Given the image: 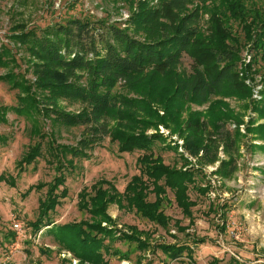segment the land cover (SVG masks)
Listing matches in <instances>:
<instances>
[{"label":"trees","instance_id":"obj_1","mask_svg":"<svg viewBox=\"0 0 264 264\" xmlns=\"http://www.w3.org/2000/svg\"><path fill=\"white\" fill-rule=\"evenodd\" d=\"M126 1L137 2V10L129 20L143 37L130 34L129 29L117 23L97 21L93 26L88 20L75 18L66 25L45 28L42 36H37L35 30L23 31L24 26L20 25V31L13 32L9 38L29 52L25 62L29 63L34 80L29 83L23 74L13 71L0 75V80L9 81L10 87L18 91V103L13 106L17 113L47 116L57 125L66 127L84 126L77 144H62L53 138L46 144L43 140L37 141L28 146L19 160L21 170L40 157H45L55 169L50 181L37 182L24 193L45 188L38 199L37 218L30 225L34 233L43 229L58 245L59 252H70L80 264H105L103 254L119 253L111 251V242L116 239L135 242L140 250L150 245L149 233L135 226H129L130 231H120L119 235H115L113 228L106 227L115 225V219L107 213L111 203L119 207L126 205L142 218L167 228L171 218L162 206L168 189L182 214L193 222L192 207L196 202L190 198L188 190L196 187L206 194L212 188L209 182L204 186L196 185L195 175L199 172L203 175V166L218 161L213 175L227 179L237 170L241 145L235 144L233 135L238 133L232 134L221 127L231 113L227 103L216 98L251 97L249 83L256 74L260 75L264 96V6H249L245 0ZM203 13L207 14L205 20ZM233 22L237 23L242 36L232 28ZM246 47L253 51L249 62L241 61V51ZM184 54L192 61L190 71L181 69ZM259 61L261 65L256 68ZM9 64L18 65L10 49L1 44L0 66ZM120 81L125 92H119ZM130 92L138 97L129 96ZM60 100L77 101L81 109L77 113L65 112ZM188 101L200 104L211 101L222 110L204 118L199 111H189L187 118L181 121ZM260 101L264 103V98ZM160 110L163 115H159ZM254 110L264 116V108ZM141 114L144 119H137ZM109 120L116 121V126L112 127ZM139 123H144V128L162 123L176 130L186 140L182 145L184 150L197 159L198 169L182 170L176 164H165L153 151L158 135L149 138L145 133L133 132ZM247 129L262 140V144L247 145L264 152V122ZM105 137L116 142L119 153L142 152L136 160L139 173L131 176L122 192L104 177L90 187L83 186L77 193V206L89 217L77 222L55 223L49 218V212L67 196L65 172L74 167L73 159L88 158V150L100 145ZM3 138L0 136V141ZM165 147L176 151L174 146ZM220 150L226 156L223 159L218 154ZM181 160L183 166L190 165L186 157ZM1 180L15 184L9 174L7 177L0 174ZM151 194L153 200L149 199ZM213 211L215 205L210 203L208 212ZM174 225L176 229H186L179 225V220H175ZM219 230H225L224 220ZM10 235L14 236L13 232ZM153 247L171 260L185 255L189 264H194L193 249L188 244L158 243ZM231 259L230 264H243L237 258ZM62 261L69 259L64 256ZM216 261L213 259L208 264H216Z\"/></svg>","mask_w":264,"mask_h":264},{"label":"rangeland","instance_id":"obj_2","mask_svg":"<svg viewBox=\"0 0 264 264\" xmlns=\"http://www.w3.org/2000/svg\"><path fill=\"white\" fill-rule=\"evenodd\" d=\"M245 1L249 6H264V0ZM136 10L137 2L131 3L126 0H0V45L3 44L10 49L18 64L0 66V75L13 71L23 74L29 83L34 80V75L28 68L29 63L25 62L29 52L15 45L9 38L13 32L20 31L18 28L20 25L24 26L23 31L35 30L37 36H42L45 28L66 25L70 19L75 18L88 20L93 26L97 25V21L105 24L117 23L129 29L130 34L143 37L144 34L137 33L130 24L129 17ZM203 18L204 20L207 18L206 13H203ZM232 25L236 34L242 36L237 23L233 22ZM240 55L241 61L249 62L253 51L246 47L242 49ZM191 64V59L184 54L181 58V69L190 71ZM260 65L259 61L255 66L258 68ZM120 83L121 81L118 83L119 92H125V88H122L123 83L122 85ZM10 84L9 81L0 80V136L4 137L0 141V174H5L6 177L9 174L15 179L13 186L8 180L7 183L4 180L0 181V264H80L70 252L66 250L59 252L58 245L51 236L44 234L43 229L34 233L30 225L37 218L38 199L44 194L45 188L32 189L27 195L24 193L29 186L37 182L50 181L56 173L55 169L46 162L45 157L23 166L22 170L19 160L28 146L37 141L43 140L46 144L47 140L53 138L58 143L77 144L84 126L66 127L57 125L47 116L17 113L13 106L18 103V91L10 87ZM249 84L251 97L216 98L226 102L227 110L231 113L221 127L232 134L237 131L238 134L233 137L235 144L241 145L234 174L227 179L214 176L213 172L219 161L203 166V175L197 171L196 185L210 182L212 188L206 194L200 193L196 187H190L188 190L190 198L196 202L192 207L193 222L182 214L168 189L167 200L162 206L164 212L171 218L167 228L142 218L126 205L119 207L116 203L109 204L107 213L115 219V225L106 226V223H103V226L113 228L115 235L128 230L131 225L135 226L138 230L149 233L150 245L145 250H140L135 242L116 239L111 242V251L118 250L119 253L103 254L105 264H189L190 261L185 255L171 260L153 247L158 243L172 242L190 245L193 249L194 264H208L213 259H217L216 264H230L233 257L243 264H264V152L247 145L262 144V140L247 129L264 122V116L259 115L258 110H254L264 108V103L260 101L264 98L261 94L263 85L260 75L256 74ZM33 88L32 91L35 92ZM129 96L138 97L132 92ZM59 104L65 112L77 113L81 109V104L77 101L60 100ZM212 104L211 101L202 104L186 102L181 121L187 118L189 111H199L204 118V115L215 114L218 109L222 110L221 107L217 108ZM163 114L160 110L159 115ZM136 118L144 119V115H138ZM237 120L241 121L237 123ZM109 123L112 127L117 124L114 120H109ZM143 124H137L133 132L145 133L149 138L158 135L153 151L163 158L165 164H176L177 168L182 170L198 169L197 159L184 150L182 145L186 144V140L176 130L173 131L162 123L145 128ZM124 129L128 130V127ZM214 137L217 138V135ZM165 145L174 146L176 151L166 148ZM88 152L90 153L88 158L73 159L74 167H69L65 172L67 196L62 199L60 205L49 212V218L55 223L77 222L89 217L77 206V193L83 186L90 187L97 179L104 177L122 192L131 176L140 171L136 160L142 152L136 150L119 153L116 142H111L108 137ZM218 154L220 159L226 157L222 150ZM182 157L189 160L188 167L183 166ZM149 199H154L152 194ZM210 203L215 205V211L211 213L208 212ZM222 213H225V219L220 217ZM175 220H179V225L185 226L186 229L184 231L176 229ZM223 220L225 230L220 231L219 227ZM15 222L21 225L19 230L14 227ZM10 232H13L14 236L10 235ZM196 240L201 241L193 244ZM46 248L51 251L41 253V250ZM64 256L69 261L63 262Z\"/></svg>","mask_w":264,"mask_h":264},{"label":"built area","instance_id":"obj_3","mask_svg":"<svg viewBox=\"0 0 264 264\" xmlns=\"http://www.w3.org/2000/svg\"><path fill=\"white\" fill-rule=\"evenodd\" d=\"M14 227H15V228H18V230H19V229L21 228V225H20L18 222H15V223H14Z\"/></svg>","mask_w":264,"mask_h":264},{"label":"crops","instance_id":"obj_4","mask_svg":"<svg viewBox=\"0 0 264 264\" xmlns=\"http://www.w3.org/2000/svg\"><path fill=\"white\" fill-rule=\"evenodd\" d=\"M214 176H217V175H214ZM218 178H220V179H223V178H221V177H219V176H217ZM210 183V182H209ZM206 184V183H205ZM205 184H201L200 186H204ZM211 190V189H210ZM172 243H174V242H172Z\"/></svg>","mask_w":264,"mask_h":264}]
</instances>
